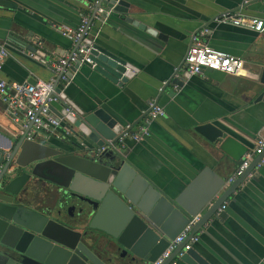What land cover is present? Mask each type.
<instances>
[{"label":"crops","instance_id":"crops-1","mask_svg":"<svg viewBox=\"0 0 264 264\" xmlns=\"http://www.w3.org/2000/svg\"><path fill=\"white\" fill-rule=\"evenodd\" d=\"M90 1L0 0V47L6 50L0 78L48 80L52 76L49 64L72 47L71 38L59 28L76 27ZM127 1L131 4L129 15L156 30V34L108 15L104 21L94 22L91 38L117 49L136 68V74L119 86L91 65L82 64L70 69L71 80L64 93L80 108L105 107L124 126L137 123L148 101L155 99L165 114L149 125V134L142 141L125 140L123 151L152 182L174 193L194 182L200 170L211 168L212 172L200 178L187 194L190 203H199L219 177L226 182L239 161L214 151L194 133L193 126L216 122L247 146V151L264 132V29L256 32L228 23L216 24L212 19L224 10H239L245 16L264 19V0ZM204 27L209 29L205 41L210 46L241 57L246 73L258 74L259 79L207 71L187 77L177 89L172 81L162 86L161 82L171 80L176 71L182 77L180 66L191 36ZM3 109L0 103V149L9 152L22 131ZM35 140L63 145L59 127L37 132ZM221 157L226 159L224 164ZM225 204L224 218L213 219L202 227L192 247L211 264H264V164L246 176ZM105 213L99 224L112 226L114 212ZM177 260V264H186Z\"/></svg>","mask_w":264,"mask_h":264},{"label":"water","instance_id":"water-1","mask_svg":"<svg viewBox=\"0 0 264 264\" xmlns=\"http://www.w3.org/2000/svg\"><path fill=\"white\" fill-rule=\"evenodd\" d=\"M102 4L109 15L156 34L129 15L127 0ZM91 56L94 69L119 86L136 74V68L109 45L94 42ZM189 76L183 73L172 81L181 86ZM65 88L60 90L57 83L51 93L56 100L48 104L50 115L59 122L62 146L27 139L22 133L9 152L0 149V264H148L197 213L201 217L191 234L224 218L225 211L218 209L264 157L263 149L227 186L218 176L204 199L190 203L188 192L211 168L200 170L178 193L161 189L123 149L98 150L119 137L122 121L103 106L80 108L66 96ZM192 130L234 161L240 162L248 150L216 122L196 124ZM220 188L223 192L214 198ZM208 201L212 202L207 205ZM110 210L113 225H100ZM182 247L179 244L163 264L177 257L186 264H211L193 247L186 251Z\"/></svg>","mask_w":264,"mask_h":264},{"label":"built area","instance_id":"built-area-1","mask_svg":"<svg viewBox=\"0 0 264 264\" xmlns=\"http://www.w3.org/2000/svg\"><path fill=\"white\" fill-rule=\"evenodd\" d=\"M103 1L92 0L87 5V12L81 16L80 22L76 27L61 26L60 32L69 36L72 40V47L64 55L60 56L56 61L49 64L52 76L48 80L28 81H7L0 78V103L4 106V114L9 120L18 124L27 139H33L37 132L42 130L49 131L50 128H58L59 122L53 118L48 109V104L56 100L51 94L55 93V86L58 83L60 90L64 89L70 82V67L73 64H89L93 67L92 49L94 40L91 38V30L94 22L97 20L104 21L109 10L106 11ZM106 13V14H105ZM212 22L218 24H232L235 26L248 28L250 30L261 32L264 29V19L257 17H248L239 10H224L217 14ZM209 29L204 27L197 30L191 36L190 45L184 55L181 68L183 73L191 75H204L207 71H218L232 76H248L255 80L259 79L258 74H247L244 67V60L235 55L219 51L210 46L205 41ZM6 56V50L0 47V64ZM179 78L177 71L169 81H162L161 85H167L172 79ZM58 81V82H57ZM162 86L159 88L162 90ZM172 86L177 89L179 86L172 81ZM59 95V93H56ZM165 114L164 107L155 99L148 101L147 109L142 118L135 124H126L122 133L115 140H109L108 143L98 150L107 149H123L126 145L125 140L131 139L135 142L142 141L149 134V125ZM264 149V132L259 134L254 146L247 151L238 163L232 174L227 178L226 184L232 183L237 177L241 176L248 168L253 158L261 153ZM264 164V158L260 159L257 167ZM223 192V189L220 191ZM225 202L220 206L218 211L224 210ZM201 213H197L184 226L175 238H173L164 250L148 264H163L173 250L183 244L182 250L186 251L199 240V234H191L194 223L199 221ZM182 253L180 252L179 255ZM178 260L173 259L169 264H177Z\"/></svg>","mask_w":264,"mask_h":264}]
</instances>
